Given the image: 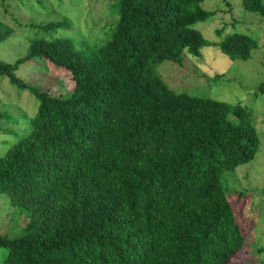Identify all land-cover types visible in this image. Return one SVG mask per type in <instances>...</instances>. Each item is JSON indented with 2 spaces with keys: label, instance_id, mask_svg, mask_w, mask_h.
I'll return each mask as SVG.
<instances>
[{
  "label": "trees",
  "instance_id": "obj_1",
  "mask_svg": "<svg viewBox=\"0 0 264 264\" xmlns=\"http://www.w3.org/2000/svg\"><path fill=\"white\" fill-rule=\"evenodd\" d=\"M203 1L117 0L114 30L91 54L56 34L64 22H41L23 57L0 61V75L38 101L0 155V194L26 217L17 235L0 233L2 264H228L243 247L221 175L258 150L248 111L175 93L155 71L181 65L183 52L200 60L204 46L243 61L257 48L236 31L207 40L196 24L215 11ZM241 7L264 17L263 0ZM11 32L0 22V43ZM37 58L70 75L67 90L16 75Z\"/></svg>",
  "mask_w": 264,
  "mask_h": 264
},
{
  "label": "rangeland",
  "instance_id": "obj_2",
  "mask_svg": "<svg viewBox=\"0 0 264 264\" xmlns=\"http://www.w3.org/2000/svg\"><path fill=\"white\" fill-rule=\"evenodd\" d=\"M264 2V0H263ZM201 6L214 15L198 22L196 27L209 41H218L225 34L241 32L254 37L257 48L247 60H231L216 45L201 48L200 60L183 52L181 65L164 61L156 73L175 93L210 97L247 109L248 119L255 126L259 146L254 159L225 171L221 181L228 199L244 219L245 243L228 264H264V17L243 10L241 0H204ZM59 20L64 22L56 31L69 38L75 48L91 54L111 36L118 20L117 0H0V22L10 27L11 34L0 43V61L14 63L28 49L29 38L38 34L35 24ZM223 28L221 35L216 29ZM24 82L61 93L70 86V75L45 59L20 64L15 71ZM38 101L27 89L12 85L0 75L1 119L0 155L8 149L33 116ZM239 206V207H238ZM239 213V212H238ZM25 214L0 194V233L17 235L25 225ZM0 247V264L7 254Z\"/></svg>",
  "mask_w": 264,
  "mask_h": 264
}]
</instances>
